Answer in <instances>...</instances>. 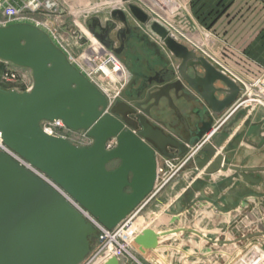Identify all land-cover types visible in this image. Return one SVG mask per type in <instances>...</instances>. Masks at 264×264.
I'll return each instance as SVG.
<instances>
[{
  "label": "water",
  "instance_id": "obj_1",
  "mask_svg": "<svg viewBox=\"0 0 264 264\" xmlns=\"http://www.w3.org/2000/svg\"><path fill=\"white\" fill-rule=\"evenodd\" d=\"M125 8L114 10V23L104 27L93 20L90 32L94 37L106 48L112 46V37L120 40V49L114 50L119 55L132 32L128 27L132 18L149 29L176 62L174 71L156 74V85L133 107L119 103L108 109L105 96L42 30L29 24L0 27V60L29 69L33 78L29 92L0 88L3 143L107 229L115 228L152 198L157 153L175 158L168 150L171 148L182 157L199 146L193 160L196 170L211 176L228 169L227 160L208 139L215 132L214 120L237 106L242 93L233 78L179 42L165 25L135 4L126 3ZM117 23L126 27L123 32H117ZM162 101L175 113L184 137L166 135L152 126L153 120L162 128L168 127L152 117V110ZM176 102L186 107V116ZM129 115L133 119H128ZM54 120H61L71 130L86 131L93 143L76 147L65 138L44 133L40 122ZM111 139L116 146L107 150ZM114 161L119 165L108 170ZM238 173L244 180L251 179L242 170ZM178 232L201 237L193 229H175L160 236ZM96 234V229L50 185L0 153V264H80ZM255 236L264 240V232ZM158 238L147 228L135 243L140 249L152 250ZM102 264L120 263L111 257Z\"/></svg>",
  "mask_w": 264,
  "mask_h": 264
},
{
  "label": "rangeland",
  "instance_id": "obj_2",
  "mask_svg": "<svg viewBox=\"0 0 264 264\" xmlns=\"http://www.w3.org/2000/svg\"><path fill=\"white\" fill-rule=\"evenodd\" d=\"M57 1L0 0V27H7L12 24H29L45 32L52 43L64 53L69 63L83 76L86 75L102 94L110 97L112 107L119 103L133 107L137 102L142 101L146 93L156 84L154 77L159 74L158 70L147 67L145 68L147 70L142 71L140 52H137V50L136 52L131 51V54L129 51L127 56H122L123 51L117 55L114 52L117 45L112 44L110 48H106L90 32L93 20H98L101 27H104L106 24L114 23L112 19L102 25L98 16L78 14L76 9L62 7ZM158 1L165 6L168 4L166 0ZM259 1L262 0H255L256 7L259 6ZM226 2L228 3L229 0H226ZM8 6L19 10L20 17L16 16L11 20L1 14L2 10ZM125 7L126 4L123 5V9H126ZM225 10L224 8V12ZM131 31L130 36H127L128 42L124 50L129 48V43L132 40V38L129 40L131 35L134 34L137 37L138 33V37H143L149 44L153 42L161 54L165 55V49L156 41L157 39L154 41L148 34H144L138 28L136 30L131 28ZM95 32L99 33L98 28L95 29ZM196 35L195 40L180 38L182 40L180 42L189 48H196L198 52H206L230 70L236 72L241 78L243 77L244 80L256 79L243 71V67L246 68L249 61H251L248 57L249 52L246 53L245 50H241V48L232 44L231 38L222 39L207 29L201 30ZM103 49L114 53L120 60L125 69V77L122 78V82L114 74L105 77L99 72L95 75L91 72L99 66L98 59L103 60L105 58L106 53L104 54ZM156 56L160 57L158 53ZM88 59L91 62L88 63ZM95 59L97 60L94 61ZM123 60L126 62L124 63ZM168 65H164L162 70L174 71ZM108 68L109 71L112 70L111 66ZM263 70L264 67H262ZM154 73L155 75H153ZM1 87L3 90L22 89V86L17 83H3ZM114 94L118 95L115 97ZM176 106L180 109L177 104ZM127 117L130 120L133 119L132 115ZM152 117L165 122H175L176 118L175 113L167 107L165 101H162L158 108L152 110ZM66 140L76 147H87L93 143V139L82 141L79 134L76 133L68 134ZM110 142L115 147L116 141L111 140ZM183 157H178L179 159L175 163H178ZM156 158L157 165H161V155L157 153ZM118 165L119 162L114 161L109 163L107 168L112 170ZM238 172L239 170L233 168L230 172H218L215 175L204 176L197 172L192 160L184 165L152 196L136 217L138 220L151 215L147 220L149 222L147 228L159 235L158 245L152 250H157L158 254L168 264H231L232 261L238 260L237 262H239L250 248H253L250 245L257 242L262 243L261 247L264 249L263 238L255 236L256 233L264 232V190L252 193L248 199L247 197L241 198L238 204L237 202L229 203L227 201L231 198L232 193L228 192L232 184L229 181ZM253 184L259 185L260 181L257 180ZM175 186H180V188L182 186L181 191L177 195L169 196L167 189ZM201 188L206 190L202 192ZM220 193L223 196H220ZM154 216H156V219ZM175 229H193L199 233L204 232L209 239L204 237L205 242H200L197 235L178 232L173 233L175 236L163 238L159 241L161 237H165L160 236L162 233ZM215 240L217 242H214ZM97 242V236L92 237L90 239V249H93ZM213 243H217V246H214ZM230 243L233 245L225 246L231 245ZM145 252L141 251L140 248L131 249L130 253L134 259L123 260L121 264H154L144 254Z\"/></svg>",
  "mask_w": 264,
  "mask_h": 264
},
{
  "label": "crops",
  "instance_id": "obj_3",
  "mask_svg": "<svg viewBox=\"0 0 264 264\" xmlns=\"http://www.w3.org/2000/svg\"><path fill=\"white\" fill-rule=\"evenodd\" d=\"M123 1L58 0L57 2L62 7L76 9L78 14L98 16L102 25L112 19L111 13L114 10H124L123 5L126 3L136 4L155 20L170 29L179 42H182L180 38L195 40L197 38L196 34L204 29L214 32L222 39L231 38L232 44L241 48V50H245L246 53L249 52L248 57L251 61L247 62L248 66L243 67V71L253 78H258L262 74V67H264V0L259 1L257 7L255 0H229L228 3L226 0H170L166 6L158 0ZM224 4H226L225 7ZM224 8L226 9L225 12ZM128 27L133 28V30H136V28L141 29L144 34H147V29L136 23L132 18L128 19ZM125 28L124 25L117 23L118 32L124 31ZM111 40L115 46L120 44V40L115 37H112ZM129 40H131L129 48L127 47L128 49L124 50L122 56H127L129 51L136 52L137 50V52H140L142 71L147 70L145 68L148 67L149 69L158 70L159 74H163L165 71L162 68L166 64H169L168 67L175 70L176 62L171 55L165 50V55H162L153 42L149 44L143 37H138V33L137 37L132 34ZM157 53L160 57L156 56ZM231 71L235 76L243 79L236 72ZM245 81L250 82L251 80L246 79ZM176 104L186 116L188 113L186 107L181 102H176ZM219 119L221 118L214 120L213 129L217 126ZM166 123L168 127L162 128L155 121H151L154 128L162 130L166 135L173 137L181 135L184 137L182 126L176 119L173 123ZM209 138L208 142L216 148L217 153L221 154L229 164L228 169L224 172H230L231 169L236 168V170L245 172L247 178H251L248 181L244 180L238 173L233 175V178L229 181V183H232L228 189V192H232L231 198L227 199L229 203L237 202L238 204L241 198L247 197L248 199L252 193L264 190V98L263 105L241 106L238 108L229 120L215 130ZM168 150L170 154H175V158L180 157L176 150L171 148ZM199 156L200 158L204 157L203 154ZM197 172L204 175L201 171L197 170ZM251 180H254L253 182L259 180L260 184H253ZM181 188L180 186L168 188V195H177ZM205 190L201 188L202 192ZM219 190L221 191V188ZM220 194V196H223L222 193Z\"/></svg>",
  "mask_w": 264,
  "mask_h": 264
},
{
  "label": "built area",
  "instance_id": "obj_4",
  "mask_svg": "<svg viewBox=\"0 0 264 264\" xmlns=\"http://www.w3.org/2000/svg\"><path fill=\"white\" fill-rule=\"evenodd\" d=\"M167 3L170 2V0ZM1 14H3L7 19H14V17L19 16V10L15 7L8 6L5 7ZM150 15V14H149ZM145 28V27H144ZM147 29V28H146ZM147 34L153 39L154 37L149 29H147ZM156 41L159 42L157 39ZM160 43V42H159ZM194 49V48H192ZM196 52L200 55L206 57L216 68L222 70L231 78H233L238 86L241 88L242 93L240 95V102L235 106L231 111L225 113L221 119H219L217 126L213 129L214 131L220 128L233 113L240 108L241 106H257L263 105L264 98V70L262 74L255 80L250 82L240 79L235 76L232 71L222 64L219 60L213 58L204 51ZM106 56L103 60H99V66L96 69H93L91 72L95 75L96 73H101L105 77L110 75L118 76V80L122 82V78L125 77V69L122 66L120 60L112 52H108L103 49ZM95 59L94 61H96ZM88 63L91 60H87ZM109 66L112 67V70L109 71ZM106 71V72H104ZM88 79V77L85 75ZM89 80V79H88ZM90 81V80H89ZM91 82V81H90ZM3 83L19 84L22 86V89H8L15 90L18 92H29L33 87V78L32 73L29 69L13 65L10 62L0 60V88ZM115 93V92H114ZM119 94V92H118ZM117 94V95H118ZM106 98L108 109L112 108L111 99L106 94H103ZM114 94V96H117ZM41 130L51 136H57L67 139L68 134L76 133L79 134L82 141L91 139L86 131H74L65 126L61 120L54 121H42L40 122ZM115 141V139H111ZM111 140L106 143V149L111 150L114 147L111 145ZM116 146V143H115ZM199 146L197 147V150ZM196 150V151H197ZM195 151V152H196ZM195 152L192 151L184 155L183 159H180L178 163H175L179 158H167L161 156L162 163L157 165L156 168V182L154 186L153 195L158 192L184 165H186L190 160H194ZM0 153H5L10 156L13 160L18 162L25 169L42 179L48 185H50L55 191H57L72 207H74L97 231V244L90 250L87 257L80 264H102L108 258L115 257L118 259L119 263L128 261L129 258H133L131 255V249L139 248L135 243V238L140 234L138 231L140 229L137 226L136 217L146 206L147 202L150 199L144 201L137 209L130 213L123 221H121L115 228L107 229L102 226L93 216H91L79 203H77L72 197H70L63 189H61L57 184H55L50 178L41 173L36 168L32 167L27 161L22 159L19 155L10 150L2 141L0 136ZM134 259V258H133ZM236 264H264V253L250 249L243 258L240 259Z\"/></svg>",
  "mask_w": 264,
  "mask_h": 264
},
{
  "label": "bare ground",
  "instance_id": "obj_5",
  "mask_svg": "<svg viewBox=\"0 0 264 264\" xmlns=\"http://www.w3.org/2000/svg\"><path fill=\"white\" fill-rule=\"evenodd\" d=\"M100 51H101V50H100ZM113 77H114V76H113ZM209 139H210V138H209ZM242 172H243V171H242ZM243 173L246 175L245 172H243ZM238 175L240 176L239 173H238ZM150 217H151V215L146 216V217H144V218H139V219L137 220V226L140 227V229L138 230V231L140 232V234L143 232V230L147 229V227H148V223H149V222H147V220H148ZM154 217H155V219H156V216H154ZM200 234H201V237L197 236L200 242H205L204 237H206V238L209 239V237H208L204 232H200ZM177 235H178V234H177ZM172 236H175V234L172 233V234H170V235H168V236L161 237V238L159 239V241L162 240L163 238H168V237H172ZM192 236H194V235H192ZM262 238H263V237H262ZM210 240H211V239H210ZM258 240H260V239H258ZM263 241H264V240H263ZM214 242H217V240H215ZM213 244H214V246H217V243H213ZM230 244H231V243H230ZM261 244H262V243H258V242H257V243H255V244H253V245H250V246H253V248H250V249H254V250H256V251H260L261 253H264V249L261 247ZM232 245H233V244H231V245H225V246H232ZM141 251H146L144 254H146V256L149 258V260H150L151 262H153L154 264H168V263H166V261L164 260V258L158 254L157 250H142V249H141ZM242 256H243V255H242ZM237 261H238V260H236L235 262L232 261L231 264H236Z\"/></svg>",
  "mask_w": 264,
  "mask_h": 264
},
{
  "label": "flooded vegetation",
  "instance_id": "obj_6",
  "mask_svg": "<svg viewBox=\"0 0 264 264\" xmlns=\"http://www.w3.org/2000/svg\"><path fill=\"white\" fill-rule=\"evenodd\" d=\"M128 42V41H127ZM120 45H121V41H120V44H118L117 46H116V48H115V50H119L120 49ZM124 51V50H123ZM122 51V52H123Z\"/></svg>",
  "mask_w": 264,
  "mask_h": 264
}]
</instances>
